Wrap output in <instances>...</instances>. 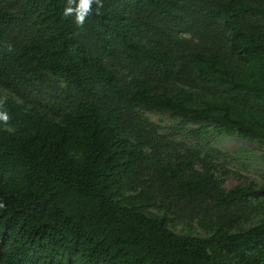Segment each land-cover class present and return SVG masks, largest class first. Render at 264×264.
Returning a JSON list of instances; mask_svg holds the SVG:
<instances>
[{
	"label": "trees",
	"instance_id": "trees-1",
	"mask_svg": "<svg viewBox=\"0 0 264 264\" xmlns=\"http://www.w3.org/2000/svg\"><path fill=\"white\" fill-rule=\"evenodd\" d=\"M66 4L0 0V264H264L252 185L134 112L264 142V0H103L82 27ZM45 75L49 112L25 97Z\"/></svg>",
	"mask_w": 264,
	"mask_h": 264
},
{
	"label": "rangeland",
	"instance_id": "rangeland-1",
	"mask_svg": "<svg viewBox=\"0 0 264 264\" xmlns=\"http://www.w3.org/2000/svg\"><path fill=\"white\" fill-rule=\"evenodd\" d=\"M67 91L66 84L61 79L45 75L42 81H33L31 86L25 90L28 99L39 98L43 109L48 112L55 105V98L65 100ZM136 116L145 124L154 127L157 135L168 141L169 150L172 153L179 151L178 144L192 146L199 153H208L213 159L215 175L221 181L225 189L233 186L252 185L254 195L249 197V203L254 205V211L248 213L246 220L241 223V228L257 224L264 217V162L260 155H264V142H245L226 133L212 131L213 123H195L181 117L172 116L171 112L150 110L144 107L135 108ZM203 130L208 133L193 135L189 130ZM214 148L227 156H218L210 152ZM155 212V209H148ZM176 233L190 232L192 234L204 235L194 222L190 227L185 222H180L171 227Z\"/></svg>",
	"mask_w": 264,
	"mask_h": 264
},
{
	"label": "clouds",
	"instance_id": "clouds-1",
	"mask_svg": "<svg viewBox=\"0 0 264 264\" xmlns=\"http://www.w3.org/2000/svg\"><path fill=\"white\" fill-rule=\"evenodd\" d=\"M96 5V12L104 7L103 0H67L63 15L65 17L74 16V22L78 27H82L89 15L93 13V5ZM3 100H0V109H3ZM10 117L6 110H0V121L7 124ZM3 207V205H0Z\"/></svg>",
	"mask_w": 264,
	"mask_h": 264
}]
</instances>
